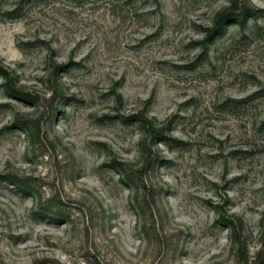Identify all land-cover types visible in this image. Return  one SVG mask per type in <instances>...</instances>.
Segmentation results:
<instances>
[{
    "label": "rangeland",
    "instance_id": "374dc122",
    "mask_svg": "<svg viewBox=\"0 0 264 264\" xmlns=\"http://www.w3.org/2000/svg\"><path fill=\"white\" fill-rule=\"evenodd\" d=\"M257 261L264 0H0V264Z\"/></svg>",
    "mask_w": 264,
    "mask_h": 264
},
{
    "label": "trees",
    "instance_id": "16d2710c",
    "mask_svg": "<svg viewBox=\"0 0 264 264\" xmlns=\"http://www.w3.org/2000/svg\"><path fill=\"white\" fill-rule=\"evenodd\" d=\"M242 16V15H241ZM240 17V14L238 15V17L236 18V21L238 20V18ZM233 21H235V18H231L229 13H226L224 15H222L216 22L215 27L213 29L210 30L209 33V38L208 39H212V38H216L220 32L222 31L223 27L225 26V24L227 23H232ZM16 185V184H14ZM251 264H264L263 261H257V262H253Z\"/></svg>",
    "mask_w": 264,
    "mask_h": 264
}]
</instances>
